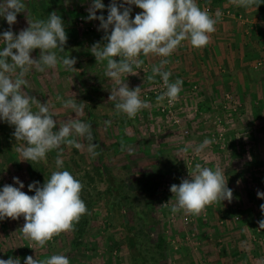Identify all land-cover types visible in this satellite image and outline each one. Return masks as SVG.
Listing matches in <instances>:
<instances>
[{
	"label": "clouds",
	"instance_id": "clouds-1",
	"mask_svg": "<svg viewBox=\"0 0 264 264\" xmlns=\"http://www.w3.org/2000/svg\"><path fill=\"white\" fill-rule=\"evenodd\" d=\"M68 2L65 0V4ZM231 3L249 9L259 6L264 0H231ZM125 5H135L142 11L132 19L131 7ZM104 8L102 0H92L87 9V19L100 21L99 28L105 32L102 39L106 41L103 45L94 43L90 51L97 63L106 61L104 75L116 85L111 89L109 100L114 102L117 114H125L129 119H134L141 110L149 107V103L141 98V87L130 89L121 77L138 74L135 70L144 64L141 56L161 57L159 64L153 65L147 80L153 82L159 76L163 81L166 90L156 97L157 103L162 104L166 99L169 104L177 102L183 81L170 82L171 72L164 70L169 64L167 58L183 41H188L196 49L206 47L210 43V34L215 32V26L223 15L217 10L213 16L207 9H201L197 0H122L121 3L112 0L107 18L97 16V11ZM22 12H27L28 27L16 34L11 26ZM0 17L10 26L9 30L0 33V40L4 43L0 50V119L15 127L13 135L16 141L23 142L16 148L22 160L45 161L47 153L58 150L56 166L62 169V146L83 149L85 145L81 140L87 141V152L93 158L98 156L96 149L99 145L93 143L91 124L78 118L88 106L86 102L62 100L63 107L71 109L76 116L59 123L58 131H54L58 122L53 119L49 102L41 103L25 91L28 84L25 77L33 69L45 72L62 64L69 71L77 70L74 68L76 58L57 55L56 50L64 52L68 39L61 17L53 11L46 20L32 18L23 0H0ZM35 49L40 50L38 59L31 56ZM105 124L110 125L111 121H105ZM212 142L206 139L194 151L200 152ZM121 150H124L123 141ZM181 151L187 152L188 147ZM189 177L170 187L176 201L170 209L173 214L183 210L190 215H200L214 203L231 202L233 192L227 186L224 170L219 167L214 170L197 163L189 171ZM13 180L19 187L5 185L0 190V220L23 216L25 223L20 230L24 238L40 248L54 236L74 230L75 224L88 213L81 198L84 185L67 170L53 171L42 186H37L39 182L30 183L29 191H35L32 196L21 191L24 184L19 178L14 177ZM257 196L264 199V192L258 190ZM163 206L167 207L168 202ZM260 210L264 213V204L260 205ZM257 223L259 229H264V219ZM0 264H20V260L10 257L0 259ZM24 264H70V261L65 255L53 254L44 260L28 256Z\"/></svg>",
	"mask_w": 264,
	"mask_h": 264
},
{
	"label": "rangeland",
	"instance_id": "rangeland-1",
	"mask_svg": "<svg viewBox=\"0 0 264 264\" xmlns=\"http://www.w3.org/2000/svg\"><path fill=\"white\" fill-rule=\"evenodd\" d=\"M33 1L38 4L46 19L53 11L61 17L68 37L64 52L69 58H76L77 63L74 68L77 70L69 71L62 64H58L54 69H46L45 72H38L33 69L25 77L28 81L25 91L41 103L49 102L50 109L54 113L53 119L58 122L54 131H58L59 123L76 116L71 109L63 107L62 100L76 99L77 103L86 102L88 106L85 107L83 115L78 118L91 124L92 131H94L93 136L96 135V138L102 143L104 152L101 154L98 152L99 155L93 158L87 152V141L81 140L80 142L85 145L83 149L62 146V169H57L56 166L58 150L47 153L45 161H24L16 151V148L23 142L16 141L13 135L15 127L0 119V190L5 185L19 187L13 180L14 177H17L24 184L21 191L32 196L35 195V191H29L28 185L30 183L39 182L37 186H42L45 180L50 178L53 171L67 170L84 185L81 198L86 205L98 196L100 202L92 210V223L87 234L82 238V244L79 245L73 244L75 232L72 230L54 236L52 240L47 242L45 247L40 248L29 239L24 238L20 230L25 223L23 216L19 219L5 218L0 220V259L19 258L20 264H24L28 256H32L34 260H44L50 258L53 254H62L69 258L70 264H135L125 242L124 218L118 211L109 214V197L100 194L107 188V183L95 169V164L100 162L104 169L112 172L118 179L124 178L130 182L135 178L138 181L143 176L148 175L153 184L156 185V208L158 219L161 222L159 231L168 238V263L170 260L176 261L178 258H174L178 255L175 254V251H178L175 250L176 244L172 243L170 223L167 220H173L172 217H169L173 214L170 211L172 205L163 206V204L170 201V197L167 196L166 183L187 171L186 160L190 155L201 152L192 151L189 140L190 138L198 140L196 137L199 136L197 132L201 129L200 123L205 124L202 126L205 133H214L216 127L213 117H209L207 111L198 107L197 103H192L190 99L184 100L186 102H183V104L179 102L177 111L181 120L179 126L174 125L172 121L162 116L159 112L161 104L157 103L154 98L146 99L144 97L146 91L149 90V85L161 79L156 76L153 82H149L146 78L140 80V74L149 76L148 73L152 68L149 62L145 60L142 68L135 70L140 74L122 76L121 79L128 84L130 89L142 85L141 98L149 103V107L141 110L134 119H129L125 114H117L114 102L109 100L111 89L116 85L111 78L104 75L106 61L97 63L96 66L91 65L90 60L87 58L85 59L86 54L92 55L90 48L94 43L100 42L102 45L106 43L102 39L105 32L99 28L100 21L87 19L89 15L87 9L91 6L92 0H69L67 4H65V0H23L30 16L32 15ZM120 2V0H117V3ZM102 3L105 8L98 10L96 15H104L107 18V9L111 0H102ZM221 3L220 1L217 3L218 5L215 6L214 11L231 10L232 12L228 18L230 21L247 23L250 30L246 31V36L251 37L254 34V37L259 41L258 47H256L257 51L260 50L264 53V42L259 38L260 35L264 34V31L261 34L259 27H257V23L264 21L260 20L258 12L255 9L256 12L251 11L253 8L236 7L231 3V0H227L225 2L226 6L223 8L219 7ZM256 16L258 22L255 20ZM130 18L133 19L131 16ZM80 21L92 25L94 30L87 31L85 25L84 27L79 25ZM9 27L7 21L0 17V33L9 30ZM27 27V12H22L17 15V22L11 26V30L18 34L20 30ZM110 31L111 26L109 34ZM3 47L4 43L0 40V50ZM39 55V49L31 52L33 59H38ZM114 59L118 61L119 57ZM93 61L96 62V59L94 58ZM244 65L242 67L247 72L245 80L251 81L252 84L264 83V57L246 60ZM74 73L80 78L75 76ZM169 79L172 82L171 78ZM102 85H105V87H102ZM93 87H100V90L95 91ZM191 87L194 96L198 92L200 93L199 84H193ZM261 88L256 87L254 90L257 101L261 100L260 105L255 106L258 108V112H261L260 109L264 112V101H262L264 100V88ZM88 95L91 99L88 98ZM224 96H235L241 102V111L236 118L232 117L231 120H233V125L236 126L243 123L246 110L238 97L239 95L228 91ZM33 110H35V107ZM212 114L216 118L215 114L217 113L212 112ZM105 121H111V124L106 125ZM195 121L196 123L193 124ZM192 124L194 128L191 127ZM183 128H189L194 134L183 139L182 130H180ZM121 141L124 142L123 151L121 150ZM186 146L188 151H181ZM157 158L159 162H157ZM128 217L133 221L131 213L128 214ZM159 231L154 229L150 231L154 239L157 238ZM194 236L191 235L187 241L194 240L196 237ZM262 244L261 247L264 248V243ZM148 246L145 244V247Z\"/></svg>",
	"mask_w": 264,
	"mask_h": 264
},
{
	"label": "crops",
	"instance_id": "crops-1",
	"mask_svg": "<svg viewBox=\"0 0 264 264\" xmlns=\"http://www.w3.org/2000/svg\"><path fill=\"white\" fill-rule=\"evenodd\" d=\"M219 1L222 2L219 7L226 6L227 0H197V3L201 9H206L207 6L215 9ZM125 6L131 7L130 16L133 19L142 11L135 5ZM228 18L229 16L219 20L206 47L196 49L188 41H183L167 58L169 64L164 68L171 72L172 82L177 79L183 81L179 93L181 104L184 100H192V103H197L198 107L207 111L213 121V107L225 103L224 95L228 91L239 95L246 110L243 123L229 125L222 144L212 142L199 153L202 166L224 170L227 186L233 192L231 202L224 200L214 203L207 206L200 215H190L181 210L169 216L173 218L172 221L167 219L171 224L172 243L176 244L175 250L178 251H175L178 256L174 259H178L170 260L168 264H264L263 244L258 243L256 238L259 226L257 222L264 218V213L260 210L264 199L257 196L258 190L264 192V112L261 109L258 112L255 107L260 105L261 100L257 101L254 92L256 87L263 89L264 83L252 84L245 80L247 72L243 69L246 60L264 57V53L257 51L259 41L254 34L246 36V31L250 30L247 23L230 21ZM255 20L258 22L257 16ZM261 23L264 22L257 23V27L262 34L264 24ZM263 35L259 38L264 42ZM141 59L153 67L162 58L141 56ZM150 72L148 74L151 75ZM140 77V80L147 79L145 75L140 74ZM152 84L147 87L150 89ZM193 84L200 85V93L196 97L191 87ZM203 125L205 124L200 123L201 129L196 137L198 140H189L192 151L204 140L212 141L213 133H205ZM217 130L213 131L216 135ZM191 235H195V239L187 241Z\"/></svg>",
	"mask_w": 264,
	"mask_h": 264
},
{
	"label": "trees",
	"instance_id": "trees-1",
	"mask_svg": "<svg viewBox=\"0 0 264 264\" xmlns=\"http://www.w3.org/2000/svg\"><path fill=\"white\" fill-rule=\"evenodd\" d=\"M252 8L258 12L260 20L264 21V3H261L257 7L253 6ZM31 16L35 19L46 20L44 13L35 1H33ZM56 51L58 57L66 56L65 52L61 53L59 50ZM86 58L90 60L91 65L94 64L97 66V62L93 61L94 58L92 55L86 54L85 59ZM85 62L87 63L86 60ZM74 74L77 76L76 73ZM103 86L105 87V85H102V87ZM93 90L98 91L100 90V87H93ZM88 96V98L91 99L90 95ZM121 119L124 120L123 118ZM93 143L99 145V147L96 149L97 152L100 154L104 152V147L102 143H100L96 138V135H94ZM95 169L99 173L100 177L103 178L107 183L106 190L100 194L109 197V214H112L114 211H118L124 218V229L126 233L125 242L129 248L134 263L168 264L167 251L169 248V242L168 238H166V236L159 231L161 229V222L158 219L156 208V185L153 184L148 175L143 176L142 179H139L138 181L135 180V178L130 182L124 178L118 179V177L112 174V172L104 169L100 162L95 164ZM99 202L100 197L98 196V198L87 203L86 206L88 213L83 215L79 222L74 226V245L82 244V238H84V236L87 234L92 223V210ZM129 213H131L133 221H131V219L128 217ZM153 229L159 231L156 239H154L150 233V231ZM145 244L149 246L145 247Z\"/></svg>",
	"mask_w": 264,
	"mask_h": 264
},
{
	"label": "built area",
	"instance_id": "built-area-1",
	"mask_svg": "<svg viewBox=\"0 0 264 264\" xmlns=\"http://www.w3.org/2000/svg\"><path fill=\"white\" fill-rule=\"evenodd\" d=\"M206 9L209 11V13H212V14H215L216 11H214V9H212V7H206ZM220 12H222V10H219ZM223 15L221 18L223 17H228L231 13V11H228V12H222ZM241 18V16H240ZM80 20H83V19H80ZM79 25L81 27H84L85 25V28L87 29V31L89 30H94V27L92 25H88V24H85V21H80ZM166 89H164L163 87V81L161 79L159 80H156L150 87V89L148 91H146L144 97L146 99H149V98H154L156 99V97L160 94L163 93V91H165ZM196 90V89H194ZM179 102H180V99H178L177 102L173 103V104H169L167 99L161 104V107H160V114L166 118H168L170 121L173 122L174 125L176 126H179L181 124V120L179 119V116H178V106H179ZM242 109V105H241V102L239 100H237V98L235 96H227L226 99H225V103H223L222 105L220 106H216V107H213V110L212 112H215L217 114L216 115V118L214 120V123H215V127L218 129L217 132H218V135H216L215 133H213V136H212V141L213 143L215 144H222L223 141L225 140V134L228 132V129H229V125L233 122L232 117H237L238 116V113L241 111ZM182 130L181 131V135L183 137H188V136H191L192 132L189 128H186V129H180ZM201 164L202 165V162H201V158H200V155L199 154H195V155H190L187 160H186V169L187 171L182 173L179 177H177L176 179H172V180H169L167 183H166V191H167V196L170 197V201L168 202L169 205H173L175 204V197L173 196V194L171 193L170 191V187L171 185L173 184H179L181 182L182 179H190L189 177V171H191L195 164ZM183 211V210H182ZM264 219V218H262ZM256 238H257V241L258 243H264V229H259V226L256 230Z\"/></svg>",
	"mask_w": 264,
	"mask_h": 264
}]
</instances>
